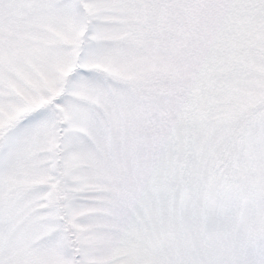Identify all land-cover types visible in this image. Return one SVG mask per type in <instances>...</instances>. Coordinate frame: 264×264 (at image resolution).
Returning <instances> with one entry per match:
<instances>
[{
    "label": "snow or ice",
    "instance_id": "snow-or-ice-1",
    "mask_svg": "<svg viewBox=\"0 0 264 264\" xmlns=\"http://www.w3.org/2000/svg\"><path fill=\"white\" fill-rule=\"evenodd\" d=\"M0 264H264V0H0Z\"/></svg>",
    "mask_w": 264,
    "mask_h": 264
}]
</instances>
